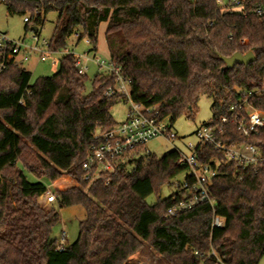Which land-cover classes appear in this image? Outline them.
Listing matches in <instances>:
<instances>
[{
	"label": "trees",
	"instance_id": "trees-1",
	"mask_svg": "<svg viewBox=\"0 0 264 264\" xmlns=\"http://www.w3.org/2000/svg\"><path fill=\"white\" fill-rule=\"evenodd\" d=\"M218 0H0L10 15L26 18L27 27L44 25L59 13L50 41L55 51L79 35L97 51L98 29L106 23L110 58L132 80V100L155 107L171 125L193 117L201 97L213 100V119L230 115L244 93L264 85V0H239L234 12ZM38 12V15L35 13ZM253 53L248 66L227 69L224 59ZM88 75L65 55L51 77L32 83L31 74L11 66L0 76V264H130L148 244L169 264H201L195 253L212 249L227 264H260L264 259V165L240 179L233 166H219L209 189L215 208L201 205L167 218L170 199L162 190L187 173L174 150L158 159L137 153L94 182L84 179L83 164L98 131L117 124L111 116L119 98L108 99L113 85L97 73L87 91ZM29 93V94H28ZM23 101L24 104H21ZM250 105L264 114V94ZM222 140L247 143L264 153V129L245 138L232 122ZM138 155V156H137ZM199 162L222 159L205 146ZM27 173L38 181L30 182ZM70 177L77 185L55 191L59 209L81 207L77 241L61 247L52 239L60 214L40 198L48 186ZM155 197V202L147 200ZM225 219L212 228L213 216Z\"/></svg>",
	"mask_w": 264,
	"mask_h": 264
},
{
	"label": "built area",
	"instance_id": "built-area-1",
	"mask_svg": "<svg viewBox=\"0 0 264 264\" xmlns=\"http://www.w3.org/2000/svg\"><path fill=\"white\" fill-rule=\"evenodd\" d=\"M218 2L224 4L223 0ZM239 3V0L229 1L231 6L239 5ZM35 15H38V12ZM29 21L30 17L24 18L25 24ZM74 36L79 39V35ZM85 40L90 45V41ZM52 47L51 42L41 41L37 34L34 35L33 42H27L12 40L7 34L0 32V76L11 66L23 67L34 56L39 62H46L49 57L59 53ZM65 55L75 57L79 75H87L89 61L97 67L99 74L113 80V85L105 90L106 98H119L130 103L128 117L124 123L110 131H98L94 135L96 144L90 149L87 161L83 164L86 181L94 182L103 174L114 172L119 162H125L139 151H144L146 145L152 140L164 138L168 142H174L178 139L168 119H162L155 107H145L132 100V80L114 61L100 60L95 55L88 59V54L77 55L74 51H65L63 57ZM261 94H264V85L257 90L244 93L242 100L231 106L228 117H223L216 123L204 125L198 130L196 134L198 145L190 144L188 147L191 151L190 155L184 157L187 173L181 182L176 180L173 182L172 187L175 191L169 198L167 218H177L201 205H209L214 209L216 201L210 196L209 189L213 179L219 174V166H233L235 176L241 179L245 173H256L264 165V153L258 147L247 143L230 145L222 140L225 128L230 122L237 126L245 138L257 135L264 129V114L254 109L249 103L253 96ZM21 104H24L23 101ZM205 146L219 152L222 159H211L207 164L199 162L197 151ZM146 154L150 156L149 153L146 152ZM40 200L51 206L56 203L55 193L48 187L47 193ZM224 225L225 219L214 214L212 228L221 229ZM195 254L201 258V264H227L213 249L208 254L198 252Z\"/></svg>",
	"mask_w": 264,
	"mask_h": 264
},
{
	"label": "rangeland",
	"instance_id": "rangeland-1",
	"mask_svg": "<svg viewBox=\"0 0 264 264\" xmlns=\"http://www.w3.org/2000/svg\"><path fill=\"white\" fill-rule=\"evenodd\" d=\"M224 5L227 4V0H223ZM232 11L241 12V7L239 5L232 6ZM27 15L26 17H29ZM59 21V13L50 12L46 15L45 23L39 26L38 34L31 30L34 27L30 24L28 27L24 23V17L19 15H10L7 11L6 6L0 3V32H3L9 36L10 39L15 41L25 40L27 42H33V37L37 34L41 41L50 42L53 38V34L57 26H61ZM106 23H102L98 29V41H97V51L95 53H89L91 46L86 43L83 39L81 42L77 43V38L71 36L66 41V50L61 49L59 53L49 57L46 62L41 63L38 61L37 57L34 56L29 63L23 65V69L28 71L32 76V83H34L39 78L51 77L59 70L60 60L63 57L65 51H74L77 55L88 54V59L95 55L100 60L109 61L110 52L106 42L105 32ZM55 61V63H54ZM89 66V71L87 72L89 82L87 83V91H91V81L98 73L97 67H95L89 61L87 62ZM213 100L203 96L201 97L197 109L193 114V117H181L172 125L173 132L177 135L178 139L174 142H168L164 138H157L150 141L144 151H139V157H148L146 154L149 153L150 156H154L158 159L164 157L168 153L177 150L183 157H188L190 155L189 145L197 146L199 141L197 138V132L205 124H208L213 119L212 111ZM130 109V103L128 101L122 100L118 102L111 110V116L117 125L124 123L127 120L128 113ZM170 122V119H168ZM171 124V123H170ZM27 177L30 182L38 181L31 174L27 173ZM184 175L179 176L176 181H182ZM41 181L45 182L52 192L65 190L70 187H74L77 183L70 177H63L57 183H49L45 178H40ZM55 184V185H54ZM175 189L174 187H165L162 190V194L165 198H170ZM39 202L47 208L54 207L60 214V221L54 227L52 233V239L57 241V244L61 247H68L74 244L79 235V223L84 220L85 211L81 207H71L59 209L57 204L49 206L44 203V201L39 200ZM147 202L149 204L155 202V197H150ZM130 264H169L162 257L158 256L148 244L133 257ZM264 264V259L260 262Z\"/></svg>",
	"mask_w": 264,
	"mask_h": 264
},
{
	"label": "water",
	"instance_id": "water-1",
	"mask_svg": "<svg viewBox=\"0 0 264 264\" xmlns=\"http://www.w3.org/2000/svg\"><path fill=\"white\" fill-rule=\"evenodd\" d=\"M31 30L36 32L37 28L31 29ZM254 61H255V56L253 53H248L246 55L236 53L232 57L224 59V62L226 64V68L229 70L233 69L236 65L248 66L249 64H251ZM161 197H162V201H164L165 197L163 194H161Z\"/></svg>",
	"mask_w": 264,
	"mask_h": 264
},
{
	"label": "crops",
	"instance_id": "crops-1",
	"mask_svg": "<svg viewBox=\"0 0 264 264\" xmlns=\"http://www.w3.org/2000/svg\"><path fill=\"white\" fill-rule=\"evenodd\" d=\"M57 183V182H56ZM55 185V184H54ZM84 218H85V214H84Z\"/></svg>",
	"mask_w": 264,
	"mask_h": 264
}]
</instances>
